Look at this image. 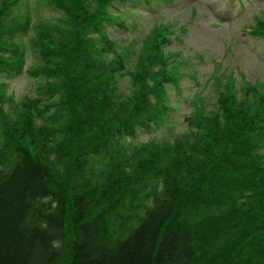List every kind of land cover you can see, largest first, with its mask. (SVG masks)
<instances>
[{
    "label": "trees",
    "instance_id": "1",
    "mask_svg": "<svg viewBox=\"0 0 264 264\" xmlns=\"http://www.w3.org/2000/svg\"><path fill=\"white\" fill-rule=\"evenodd\" d=\"M68 17L64 8L59 42L62 49L75 45L72 84L61 77L65 65L40 53L35 93L8 106L1 81L20 70L0 58V264H264V159L249 146L243 111L230 107L233 94L225 90L224 109L210 120L234 144L215 152L199 141L148 138L140 155H115L112 138L131 140L149 128L153 103L139 102L146 111L138 120L132 108L124 119L122 110L113 113L116 104L101 94L114 87L104 58L114 41L99 16L74 25ZM87 30L101 40L79 48ZM164 41L147 69L157 59L161 75L173 66L158 50ZM81 79L93 81L95 98L80 97ZM101 154L111 157L109 165L96 160Z\"/></svg>",
    "mask_w": 264,
    "mask_h": 264
},
{
    "label": "rangeland",
    "instance_id": "2",
    "mask_svg": "<svg viewBox=\"0 0 264 264\" xmlns=\"http://www.w3.org/2000/svg\"><path fill=\"white\" fill-rule=\"evenodd\" d=\"M119 1L0 0V31H6L1 38L0 58L20 70L1 81L4 98L12 101L5 104L15 106L24 95L35 93L40 53L56 65L58 61L65 65L61 77L72 84L75 45L62 49L59 42L64 25L58 17L64 16L65 8L73 25V20L92 23L99 16L104 35L114 41L112 50L104 54L114 87L101 94L116 104L113 113L122 110L124 119L132 108L135 118L138 112L146 111L139 102L145 99L153 103L147 111L152 117L149 128H138L131 140L112 138L115 155L116 151L119 156L140 155L148 138H152L150 144L199 141L215 152L234 144L233 139H222L219 126L210 120L224 109L221 98L227 89L236 100L235 104L232 99L230 107L243 111L239 118L247 126L244 134L251 131L247 135L249 146L257 159H264V0H151L150 9L144 0H132L136 3L132 9ZM100 40L96 31L87 30L77 45L88 48ZM162 40L158 50L168 66L173 65L169 68L173 74L170 70L163 75L157 72L161 67L157 59L151 72L147 70L153 60L152 50ZM85 70L90 75L95 72L89 64ZM79 83L86 88L79 92L80 97H96L97 92L91 91L93 81L81 79ZM135 105L140 108L133 110ZM225 117L234 118L232 112ZM110 159L103 154L96 158L108 165ZM217 161L212 160L211 166Z\"/></svg>",
    "mask_w": 264,
    "mask_h": 264
}]
</instances>
